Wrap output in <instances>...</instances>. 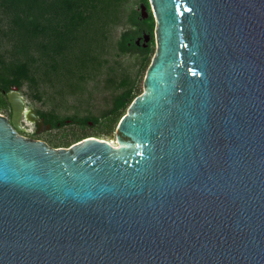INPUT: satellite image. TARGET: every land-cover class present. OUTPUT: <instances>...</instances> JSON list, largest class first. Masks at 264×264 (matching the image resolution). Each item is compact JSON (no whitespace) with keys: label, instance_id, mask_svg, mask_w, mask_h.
<instances>
[{"label":"water","instance_id":"water-1","mask_svg":"<svg viewBox=\"0 0 264 264\" xmlns=\"http://www.w3.org/2000/svg\"><path fill=\"white\" fill-rule=\"evenodd\" d=\"M149 3L155 51L109 141L24 136L6 93L0 264H264V0Z\"/></svg>","mask_w":264,"mask_h":264},{"label":"rangeland","instance_id":"rangeland-1","mask_svg":"<svg viewBox=\"0 0 264 264\" xmlns=\"http://www.w3.org/2000/svg\"><path fill=\"white\" fill-rule=\"evenodd\" d=\"M113 7L106 24L101 27L103 21L100 20L96 24L97 31L90 32L96 37L92 45L96 60L89 65L82 80L69 78L61 70L47 72L44 62L38 61L33 71L35 81H26L17 88L27 113L13 121L23 135L63 147L84 134H94L104 140L113 138L119 122V117L113 119L116 115L114 99L124 91L119 83L122 79L133 82L137 92L141 93L147 64L155 51V22L152 32L149 29V15L153 17L149 0L147 4L144 0H125ZM129 37L136 38L135 44L143 49L120 51V41ZM124 102L123 113L130 100L124 98ZM43 112L86 117L87 124L81 126L68 119L61 126L36 128L33 114L39 117ZM0 113L11 120V107L6 92L1 90Z\"/></svg>","mask_w":264,"mask_h":264},{"label":"trees","instance_id":"trees-1","mask_svg":"<svg viewBox=\"0 0 264 264\" xmlns=\"http://www.w3.org/2000/svg\"><path fill=\"white\" fill-rule=\"evenodd\" d=\"M122 2L125 0H0V90L20 89L24 82L35 81L33 71L38 61L44 62L47 72L61 70L69 78L82 80L89 65L96 60L92 51L96 37L90 32L97 31L98 21H103L101 27L106 24L115 9L113 6ZM149 16L152 32L154 19ZM127 39L120 41V51L127 49ZM119 86L124 91L114 99V120L118 117L120 120L125 114L124 98L131 103L140 94L135 84L126 79ZM40 116L52 127L61 126L68 119L81 126L87 124L86 117L82 116L53 112H43ZM87 136L100 138L84 134L65 146Z\"/></svg>","mask_w":264,"mask_h":264},{"label":"flooded vegetation","instance_id":"flooded-vegetation-1","mask_svg":"<svg viewBox=\"0 0 264 264\" xmlns=\"http://www.w3.org/2000/svg\"><path fill=\"white\" fill-rule=\"evenodd\" d=\"M148 19V18H147ZM136 20V19H135ZM135 41H136V38H133V37H129L128 39H127V41H126V46H127V49H133V48H137V49H143V47L142 46H137L136 44H135ZM9 91H11V90H9ZM8 91V92H9ZM7 93V92H6ZM23 113H27V110L26 109H24V111H22V113H20V115L18 116V117H20ZM27 116H28V114H27ZM34 116H36L37 117V120L35 121V124H36V128H39L41 125H43L44 127H48V126H51L50 124H48V123H46L45 121H44V119L41 117V116H37V115H35L34 114ZM39 122H41V123H39ZM18 132L20 133V134H22L21 132H20V130H18ZM23 135V134H22ZM25 136V135H24ZM29 137V136H28ZM32 138V137H31Z\"/></svg>","mask_w":264,"mask_h":264},{"label":"bare ground","instance_id":"bare-ground-1","mask_svg":"<svg viewBox=\"0 0 264 264\" xmlns=\"http://www.w3.org/2000/svg\"><path fill=\"white\" fill-rule=\"evenodd\" d=\"M15 100L14 101H16L17 103H18V100H17V98H15V97H13ZM23 103L22 104H20V106H18V109H21V111H20V113H22V111H24V109H25V105H24V101H22ZM20 113H18L15 117H14V121L16 122L17 121V119H18V116L20 115ZM17 124V123H16ZM104 140V139H103ZM107 141H109V140H107Z\"/></svg>","mask_w":264,"mask_h":264}]
</instances>
